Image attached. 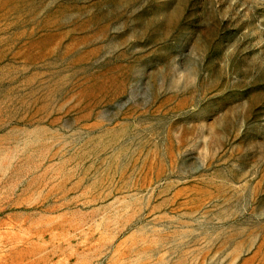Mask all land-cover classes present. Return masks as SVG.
I'll list each match as a JSON object with an SVG mask.
<instances>
[{"label":"rangeland","instance_id":"obj_1","mask_svg":"<svg viewBox=\"0 0 264 264\" xmlns=\"http://www.w3.org/2000/svg\"><path fill=\"white\" fill-rule=\"evenodd\" d=\"M0 264H264V0H0Z\"/></svg>","mask_w":264,"mask_h":264}]
</instances>
